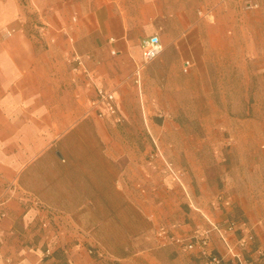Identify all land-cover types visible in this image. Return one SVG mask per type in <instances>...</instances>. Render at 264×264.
<instances>
[{"label":"crops","instance_id":"1","mask_svg":"<svg viewBox=\"0 0 264 264\" xmlns=\"http://www.w3.org/2000/svg\"><path fill=\"white\" fill-rule=\"evenodd\" d=\"M127 1L0 0V29L15 28L11 37L0 38V264H206L196 250L170 238L160 242L156 233L195 237L202 229L193 231L200 226L195 213L215 206L216 192L203 189L204 182L195 194L184 179L181 190L167 162L137 156L131 136L145 127L147 115L145 105L135 107L133 95L139 66L145 102L154 72H168L175 87L186 57L198 85L197 69L207 59L197 60L196 31L187 27L184 37L179 27L186 25L173 18L159 35L164 50L144 68L140 40L154 35L162 18L154 13L151 20L148 0H140L138 15L126 13ZM253 17L258 55L264 11ZM72 54L83 58L79 71L68 62ZM97 87L115 94L126 127L96 116L90 101ZM180 93L175 89V101ZM128 214L149 222H122ZM206 221L209 227L199 236L210 253L235 264L219 239L218 223ZM255 234L251 246L237 251L247 264H264V228ZM234 240L229 236L232 245Z\"/></svg>","mask_w":264,"mask_h":264},{"label":"rangeland","instance_id":"2","mask_svg":"<svg viewBox=\"0 0 264 264\" xmlns=\"http://www.w3.org/2000/svg\"><path fill=\"white\" fill-rule=\"evenodd\" d=\"M148 2L151 6L146 11L151 20H155L154 13L162 18L161 23H156L154 34L167 32L173 18L183 21L186 26L179 27L181 35L185 37L187 27L194 29L197 60H207L205 68L197 69L198 85L193 84L194 66L186 57L180 68L183 77L175 87L168 79V72H154L155 77L151 75L145 85V102L141 101L140 69L134 73L135 107L138 105L141 111L145 105L147 111V130L143 121L145 127L135 137L131 136L139 148L136 154L144 160L161 158L167 162L169 173L179 181L181 190L183 179L186 189L195 194H199L200 186L206 182L202 188L216 192L215 206L195 213L200 226H193V231L202 229L193 235L197 237L208 229L206 217L218 223L215 224L218 228L233 222L236 229L229 236L234 237V242L241 231L253 236L252 242L242 249L246 250L255 242L257 230L264 228V160L260 151L264 149V49L258 54L263 56L258 62L253 41L257 31L253 15L264 11V0ZM248 4L257 6L248 8ZM125 10L138 15L140 0H128ZM199 33L201 36L197 37ZM202 39L206 40L205 45ZM177 88L181 90L179 101L174 100ZM122 122L116 125L126 127V122ZM198 142L205 144L198 147ZM60 161L65 162L62 158ZM209 178L213 179L212 183ZM225 204L227 208L223 207ZM120 219L124 223H141L142 219L149 222L145 216L130 214ZM183 220L193 224L186 215ZM177 234L184 236L181 232ZM167 235L176 237L171 231Z\"/></svg>","mask_w":264,"mask_h":264},{"label":"built area","instance_id":"3","mask_svg":"<svg viewBox=\"0 0 264 264\" xmlns=\"http://www.w3.org/2000/svg\"><path fill=\"white\" fill-rule=\"evenodd\" d=\"M257 5L255 4H248V8H255ZM14 33V29L10 28H2L0 29V37L1 38H8L12 36L11 34ZM139 49L141 51V64H146L149 62L154 61L157 59V57L162 53L164 50L161 44L160 36L159 34H154L152 36L143 38L140 40L139 43ZM68 62L73 63L72 69L74 71H79L82 68L83 65V58L72 54L68 58ZM139 69H141V65L137 69L136 73L139 72ZM91 78V77H89ZM91 107L94 109L96 116L98 118H103L105 116L112 117L116 123H121V118L118 116V110H117V103H116V97L115 94L107 89H103L101 87L96 88V94L95 97L90 101ZM62 161H64L62 159ZM42 227H46L45 222L42 223ZM215 229L218 233L219 239L221 242H223L226 254L230 260V262H235V264H247L244 259L241 258L240 254L238 253L237 249H244L248 244H250L253 239L252 235H249V233L241 231V236L237 238L235 241V245H232V243L229 241V234L233 233V231L236 229V224L228 223V225L225 228H218L215 226ZM157 240H160V242H163V240H166L167 238H170V240L175 243L178 246H183L188 251H197L202 257L205 258L206 264H226L227 261L224 259V257L216 254L213 255L209 251V242L205 237L197 236V237H186V236H180V237H167L164 230H159L156 233ZM90 254L92 253V250L88 251ZM49 254V252H46Z\"/></svg>","mask_w":264,"mask_h":264}]
</instances>
